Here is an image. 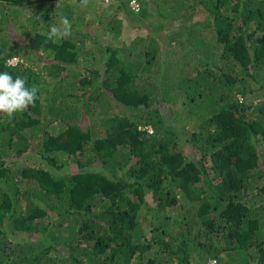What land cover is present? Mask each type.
<instances>
[{
    "label": "trees",
    "instance_id": "trees-1",
    "mask_svg": "<svg viewBox=\"0 0 264 264\" xmlns=\"http://www.w3.org/2000/svg\"><path fill=\"white\" fill-rule=\"evenodd\" d=\"M117 1L0 0V264H264V0Z\"/></svg>",
    "mask_w": 264,
    "mask_h": 264
},
{
    "label": "clouds",
    "instance_id": "clouds-1",
    "mask_svg": "<svg viewBox=\"0 0 264 264\" xmlns=\"http://www.w3.org/2000/svg\"><path fill=\"white\" fill-rule=\"evenodd\" d=\"M82 5L86 6L88 0H81ZM140 10V9H139ZM139 10L137 12H139ZM72 23L67 16L61 15L58 21L51 25L47 32V39L50 41L65 40L72 36ZM19 57L12 56L6 61L11 66L16 64ZM38 88L29 87L27 78L17 75L15 78L7 72H0V113L12 117L15 113L25 111L33 105L37 99ZM152 132V129H148Z\"/></svg>",
    "mask_w": 264,
    "mask_h": 264
},
{
    "label": "rangeland",
    "instance_id": "rangeland-1",
    "mask_svg": "<svg viewBox=\"0 0 264 264\" xmlns=\"http://www.w3.org/2000/svg\"><path fill=\"white\" fill-rule=\"evenodd\" d=\"M133 1V0H131ZM130 1V2H131ZM118 1L117 0H88V4L85 6V8L89 11L90 15H93L92 12H94V9L96 8V6L98 7V12L96 14H101V10L102 8L104 10L108 9H114L117 7ZM150 4V3H149ZM148 4V7H149ZM98 5H102L103 7L101 9H99ZM130 6V10H134L131 6V3H129ZM147 6V5H146ZM147 7V8H148ZM153 9V8H152ZM113 11V10H112ZM138 10H134V13H129V12H125L122 13L119 11V18L122 19V34L120 36V38H118L117 40H113L112 38H110V36H104L102 39L103 41H105L106 43H118V44H122V43H130L131 41H133L138 35L139 36H145V35H157V33H155V26L151 25L152 23H155L157 20H159L158 11L156 10L155 16L153 17H149L147 20H143L142 17H139L137 12ZM103 14H105V11L103 12ZM105 16V15H103ZM143 21V23H142ZM163 33V32H161ZM137 35V36H136ZM98 39V37H97ZM100 39V38H99ZM93 42L92 44V50L95 52L96 49L98 48V44L95 43L96 41L91 40ZM99 49V48H98ZM98 52V51H97ZM172 116L171 115H167L165 120L166 122H171Z\"/></svg>",
    "mask_w": 264,
    "mask_h": 264
},
{
    "label": "built area",
    "instance_id": "built-area-1",
    "mask_svg": "<svg viewBox=\"0 0 264 264\" xmlns=\"http://www.w3.org/2000/svg\"><path fill=\"white\" fill-rule=\"evenodd\" d=\"M130 3H131V6H132V8L134 10H139L140 9V4L136 0H133Z\"/></svg>",
    "mask_w": 264,
    "mask_h": 264
}]
</instances>
